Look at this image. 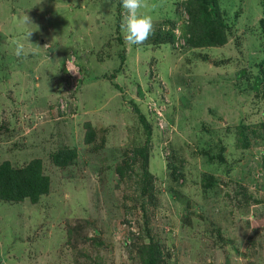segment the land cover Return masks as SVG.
<instances>
[{
	"label": "rangeland",
	"instance_id": "rangeland-1",
	"mask_svg": "<svg viewBox=\"0 0 264 264\" xmlns=\"http://www.w3.org/2000/svg\"><path fill=\"white\" fill-rule=\"evenodd\" d=\"M122 11L0 0V164L48 183L0 264H264V0H147L143 45Z\"/></svg>",
	"mask_w": 264,
	"mask_h": 264
},
{
	"label": "clouds",
	"instance_id": "clouds-1",
	"mask_svg": "<svg viewBox=\"0 0 264 264\" xmlns=\"http://www.w3.org/2000/svg\"><path fill=\"white\" fill-rule=\"evenodd\" d=\"M121 6L123 11L121 13L120 31L125 43L128 45H143L154 31L152 16L142 12V9L147 7V0H121ZM19 23L27 25L32 22L30 17L25 14L19 18ZM31 34L32 31L26 33L25 39L27 41H29ZM13 54L17 58H26L27 53L24 43L16 41ZM70 63L71 60L69 59L67 65ZM67 71L77 74L75 70L70 68H67Z\"/></svg>",
	"mask_w": 264,
	"mask_h": 264
},
{
	"label": "trees",
	"instance_id": "trees-1",
	"mask_svg": "<svg viewBox=\"0 0 264 264\" xmlns=\"http://www.w3.org/2000/svg\"><path fill=\"white\" fill-rule=\"evenodd\" d=\"M66 149L60 153H65ZM56 164L65 163L55 161ZM48 187L47 179L40 174L38 160L33 159L27 162L21 169L8 167L6 162L0 164V198L5 200L29 198L35 200L36 196L46 192Z\"/></svg>",
	"mask_w": 264,
	"mask_h": 264
}]
</instances>
